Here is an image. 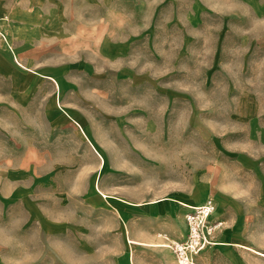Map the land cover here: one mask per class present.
I'll list each match as a JSON object with an SVG mask.
<instances>
[{"label": "rangeland", "instance_id": "obj_1", "mask_svg": "<svg viewBox=\"0 0 264 264\" xmlns=\"http://www.w3.org/2000/svg\"><path fill=\"white\" fill-rule=\"evenodd\" d=\"M207 197L264 252V0H0V264H177L126 238Z\"/></svg>", "mask_w": 264, "mask_h": 264}, {"label": "built area", "instance_id": "obj_2", "mask_svg": "<svg viewBox=\"0 0 264 264\" xmlns=\"http://www.w3.org/2000/svg\"><path fill=\"white\" fill-rule=\"evenodd\" d=\"M214 202L207 197L197 205L189 206L184 214L186 232L179 240H167L165 245L171 250L177 264H199L198 256L208 245L221 221L212 219Z\"/></svg>", "mask_w": 264, "mask_h": 264}, {"label": "crops", "instance_id": "obj_3", "mask_svg": "<svg viewBox=\"0 0 264 264\" xmlns=\"http://www.w3.org/2000/svg\"><path fill=\"white\" fill-rule=\"evenodd\" d=\"M174 199L175 198H172L173 201H174ZM159 200L160 199H157V201L153 202L154 203L153 205L156 207V211L154 212L155 213L154 217H156V218L158 216H160V214L162 213L161 209H159L158 207L162 206L164 203H166V204L168 203V205H169V206H167V209H166L168 212L169 211L172 212V210L174 209L173 204H171L170 202H167V201L166 202H160ZM176 203L181 204V205H187L188 207L189 206H193V205H197V204H191L190 202H185V201L180 200V199L178 201H176ZM200 203H198V204H200ZM187 210H188V208H184V211H183V224H184V227H183L182 233L177 238H171L168 235H161L160 233H158L159 239L162 240L161 242H147V241H141V240H136V239H132L131 238L132 240H135V241H138V242H142V244H134V245H145V246H153V247H167L166 245L165 246L164 245H160L159 246V245H154V244H157V243L158 244H165L167 242V240H179V239H181L184 236L185 232H186V224H185L184 214H185V212H187ZM218 220L223 222V220H221V219H218ZM220 230H221V228L216 230V232L214 234V237H213V244L208 245L206 248H204L200 252V254L198 256L199 264H203L204 263L202 255L204 254V252L208 248H211V247L215 248L219 252H222L225 249H232V250L235 249L234 247H232V245H239V246H242V247H244V248H246L248 250H251V251H253V252H255V253H257V254H259L261 256H264V252L263 251L257 250V249H255V248H253L251 246H248V245H245V244H241V243H238V242H235V241L218 240V239H216V234L218 232H220ZM127 237L130 238L129 236H127ZM164 237H166L167 240ZM173 258H174V256H173ZM174 261H175V259H174ZM230 261L231 262L226 261V260L225 261H223V260L221 261L220 260V261H218V264H246V263L242 262L241 258H234V259H232ZM249 261H250V264H253V260L251 258L249 259Z\"/></svg>", "mask_w": 264, "mask_h": 264}, {"label": "bare ground", "instance_id": "obj_4", "mask_svg": "<svg viewBox=\"0 0 264 264\" xmlns=\"http://www.w3.org/2000/svg\"><path fill=\"white\" fill-rule=\"evenodd\" d=\"M178 200H179L178 198H177V199H176V198L174 199L175 202L178 201ZM181 203H182V202H181ZM126 239H127V241H128L130 244H142V242H138V241L132 240L131 238H128V237H127ZM154 245H159V246H160V245H164V246H165V244H158V243H157V244H154Z\"/></svg>", "mask_w": 264, "mask_h": 264}]
</instances>
